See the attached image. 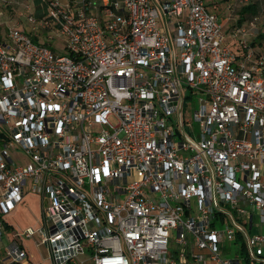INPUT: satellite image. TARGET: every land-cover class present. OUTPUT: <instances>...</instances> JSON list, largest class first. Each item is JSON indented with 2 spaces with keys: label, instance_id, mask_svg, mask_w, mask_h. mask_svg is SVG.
I'll return each instance as SVG.
<instances>
[{
  "label": "built area",
  "instance_id": "built-area-1",
  "mask_svg": "<svg viewBox=\"0 0 264 264\" xmlns=\"http://www.w3.org/2000/svg\"><path fill=\"white\" fill-rule=\"evenodd\" d=\"M206 1L0 0V243L29 185L51 264H264V22Z\"/></svg>",
  "mask_w": 264,
  "mask_h": 264
},
{
  "label": "rangeland",
  "instance_id": "rangeland-1",
  "mask_svg": "<svg viewBox=\"0 0 264 264\" xmlns=\"http://www.w3.org/2000/svg\"><path fill=\"white\" fill-rule=\"evenodd\" d=\"M216 2H220L224 4L225 6L233 5L235 0H216ZM207 3V2H206ZM0 10L3 12V15L0 17V36L4 35L6 29L8 27H11L15 25L18 18L15 16V18L10 15V12H7L3 7L0 5ZM239 13L237 11L231 13V16H229V23L232 25L231 28L235 25L234 19H238ZM21 20V19H20ZM238 21V20H237ZM227 27L223 29L222 27V33L223 35H226L227 42H229V35L226 34ZM253 38H250L248 40L249 44L253 42ZM235 43V42H234ZM229 44V43H228ZM262 47H264V42H261ZM258 48V44L255 47ZM57 52L66 55L65 51L62 48H58ZM200 98L201 96L197 95L193 97L189 103L188 101L185 103L183 108V117L185 120H192V114L196 108L199 107L200 104ZM195 135L198 133V124L192 123ZM29 185L26 186L25 195L22 200V203L19 204L14 211L11 213L10 216L7 217V221L9 224H12L15 227V230H23L28 227H32L33 229L39 227L41 223L39 222L40 218V208H39V198L31 193L28 189ZM40 235L36 234L34 238L32 239H25L24 237L16 238V241L19 244H23L26 251L30 252L34 255L36 261L40 264H48V262L44 259L47 256V249L43 245L36 246L35 240H39ZM172 247V244L170 245V248ZM49 251V250H48ZM88 255L85 254L83 256H80L78 260L74 264H81L83 261V264H93L91 261L87 260Z\"/></svg>",
  "mask_w": 264,
  "mask_h": 264
},
{
  "label": "trees",
  "instance_id": "trees-1",
  "mask_svg": "<svg viewBox=\"0 0 264 264\" xmlns=\"http://www.w3.org/2000/svg\"><path fill=\"white\" fill-rule=\"evenodd\" d=\"M227 1V0H225ZM237 11L239 13L238 23H242L245 20H250L253 17H259L262 22H264V0H250L247 5L237 7L233 12ZM232 12V13H233ZM253 42L250 43V47L253 50L255 58H258L259 55H264V47H262L261 42H264V29H258L253 37ZM230 49L237 55L238 58L242 57V50L238 48L237 44L234 43ZM258 44V48L255 47Z\"/></svg>",
  "mask_w": 264,
  "mask_h": 264
},
{
  "label": "crops",
  "instance_id": "crops-1",
  "mask_svg": "<svg viewBox=\"0 0 264 264\" xmlns=\"http://www.w3.org/2000/svg\"><path fill=\"white\" fill-rule=\"evenodd\" d=\"M206 2L209 5L211 2H216V0H207ZM220 5H221L220 9L218 10V15H219V18H220V24L223 27V29H225V27H227L226 34L229 35L231 33V30H232V28H231L232 25L229 23L230 13L225 9L224 4L220 3ZM228 41H229L228 42L229 46H231V47L233 45L235 46L234 41H232L230 39ZM39 208H40V206H39ZM39 214H41V210H40ZM7 217L5 218L6 219V223H7V234L3 238V241L0 243V264H6L5 249H6L8 244L12 243L13 241H16V238H13L15 233L17 231H22V230H19V229L15 230V227L12 224H9V222L7 221ZM39 222L41 223V215H40V218H39ZM37 241L38 240H35V245H36ZM20 245L26 251V249L23 246V244H20ZM46 252H48V253H47V256L44 259L48 262V264H51L50 259H49V256H50L49 251L47 250ZM26 253L28 254V259L24 260L20 264H40V263H38V261L34 260L35 257L31 253V251L30 252L26 251ZM86 259L89 260L88 258H86Z\"/></svg>",
  "mask_w": 264,
  "mask_h": 264
}]
</instances>
